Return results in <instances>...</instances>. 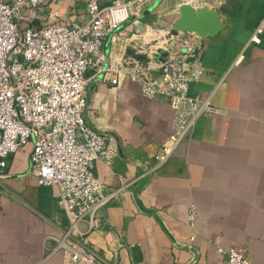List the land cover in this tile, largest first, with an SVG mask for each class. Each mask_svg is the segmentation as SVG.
Listing matches in <instances>:
<instances>
[{"label": "crops", "instance_id": "1", "mask_svg": "<svg viewBox=\"0 0 264 264\" xmlns=\"http://www.w3.org/2000/svg\"><path fill=\"white\" fill-rule=\"evenodd\" d=\"M87 2L40 0L35 14L24 12L22 28L86 22ZM185 3L152 0L112 27L100 68L86 73L84 121L117 145L112 163L96 160L92 171L105 190L119 189L89 239L115 264H222L226 254L219 247L244 252L248 264H264V0H206L203 7L218 13L206 28L217 27L206 36L190 32L199 37L190 59L204 67L190 95L210 97L221 112L202 115L154 171L144 170L168 141L173 110L162 98L144 96L127 75L113 85L116 74L104 69L115 59L157 74L189 33L169 32ZM30 149L21 147L0 169V264H63L61 251L44 258L46 239L59 235L66 215L58 187L37 183ZM106 233L123 242L116 254L107 249Z\"/></svg>", "mask_w": 264, "mask_h": 264}, {"label": "built area", "instance_id": "2", "mask_svg": "<svg viewBox=\"0 0 264 264\" xmlns=\"http://www.w3.org/2000/svg\"><path fill=\"white\" fill-rule=\"evenodd\" d=\"M152 0H112L106 6L88 0V20L67 26L22 28L23 14L35 10L40 0H0V169L7 158L30 144L29 162L39 185L58 187V203L66 215L59 235L46 239L44 258L61 251L63 264H115L90 242L98 216L119 192L105 190L93 173L96 160L111 164L117 154L115 140L88 126L83 112L90 68H100L107 33ZM203 7L206 0H183ZM54 14H58L54 12ZM253 41L260 37L254 34ZM199 37L187 33L177 40L179 50L161 62L157 74L128 61L110 59L104 69L113 71V85L124 74L137 81L149 98L166 100L173 110L172 131L150 168L156 170L190 135L204 114L221 112L210 97L190 95L204 67L194 57ZM0 177L2 174L0 173ZM190 220L196 216L189 209ZM84 227H81L82 223ZM107 249L116 254L123 242L105 234ZM222 264H248L244 252L219 247Z\"/></svg>", "mask_w": 264, "mask_h": 264}, {"label": "water", "instance_id": "3", "mask_svg": "<svg viewBox=\"0 0 264 264\" xmlns=\"http://www.w3.org/2000/svg\"><path fill=\"white\" fill-rule=\"evenodd\" d=\"M180 15L172 24L170 34L178 32H197L201 36L213 33L217 27L214 24L212 27L206 28V24H213L218 13L207 6L195 7L191 4H182L179 9ZM152 211V210H149Z\"/></svg>", "mask_w": 264, "mask_h": 264}, {"label": "rangeland", "instance_id": "4", "mask_svg": "<svg viewBox=\"0 0 264 264\" xmlns=\"http://www.w3.org/2000/svg\"><path fill=\"white\" fill-rule=\"evenodd\" d=\"M23 27H24V25H23ZM190 33V32H189Z\"/></svg>", "mask_w": 264, "mask_h": 264}]
</instances>
